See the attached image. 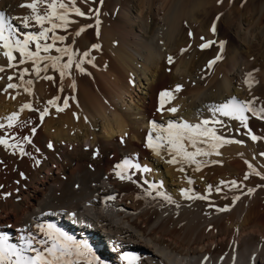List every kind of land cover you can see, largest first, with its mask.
<instances>
[{"label":"bare ground","instance_id":"obj_1","mask_svg":"<svg viewBox=\"0 0 264 264\" xmlns=\"http://www.w3.org/2000/svg\"><path fill=\"white\" fill-rule=\"evenodd\" d=\"M6 1L0 3V11L5 14L12 9ZM147 1L150 21L138 8L137 21L132 18L133 21L129 22L127 18L130 27L126 34L133 44H107V49L102 48L97 61L104 75L111 79L109 82L114 84L113 105L108 110L98 105L93 111L85 112V118L78 123L73 121L75 116L73 120L66 118V121L59 118L61 113L58 114L57 107H63L61 102L67 91L54 88L57 69L49 66L47 71H41L37 76L32 71V61L19 64L21 57L16 51L12 53L16 67L8 68V59L0 46V66L5 68L0 72V118L18 113L17 123L12 128L0 129V135L9 133L17 139L27 135L32 141L23 145L30 153L24 156L13 154L0 145V185H3L0 188V235H5L7 243L17 248L25 247L24 241L32 236L35 238L33 247L43 250L45 245L36 241L47 239L41 226L47 228L51 224L77 243H87L99 264H128L125 256L135 257L134 264H264V169L257 167L245 155L224 154L223 145L210 155L196 157L202 162L199 171L191 163L188 166L168 164L166 161L171 157L163 159L146 146L148 136L161 134L169 121L199 123L214 114V107L227 103L231 98L241 95L242 99H247L244 83H239L242 70L238 69L237 62L242 61L255 44L262 45L264 49V0L247 2L246 19L242 16L235 26V22L226 19L227 16L228 23L217 19L213 0H191L188 6L185 4L186 9L173 7L162 18L158 17L157 9L154 10L155 0ZM182 16L189 17L197 35L207 28L209 37L220 34L224 41L222 55L223 58L227 56L226 59L209 68L212 77L222 73L221 69L225 71L221 87L205 98H201L204 90L199 88L200 75L198 77V72H195L198 69L209 70L201 66H207L220 48L212 45L205 48L206 51L203 49L205 52L188 55L186 59L182 58L183 55L179 58L185 40L182 36L176 40L175 36L181 33L179 21ZM164 21L168 26H164ZM12 23L18 27L17 19ZM214 23L215 32L211 31ZM157 37L163 40V44H158ZM171 55L177 56L178 60ZM169 57L173 58L171 63ZM250 58L248 55L247 59ZM44 63L41 62V67ZM255 65L247 67L260 71L263 77L264 64ZM97 68L95 70L100 73ZM22 69H28L24 79L32 81L31 94L23 88L3 91L9 83L8 76H13V83L19 82L18 73ZM45 76L52 79H44ZM70 77L66 80L71 82ZM184 83L194 86L184 89L183 93H175L177 111L166 110L169 108L167 103L171 101L167 98L161 109L160 93ZM56 97L59 99L55 105L47 104ZM248 99L252 98L249 96ZM25 103H30L32 109L20 111ZM46 106L48 114L41 120L40 112ZM56 115L60 116L56 118ZM0 122L7 123L2 119ZM153 123L160 128L153 129ZM211 126L224 137L233 133L232 137L239 138L242 129L238 123ZM33 127L36 128L35 134L31 132ZM247 128L257 136L263 135L264 121L250 120ZM197 146L208 150V145L199 141ZM126 158L134 164L147 165L151 171L144 173L136 168H125L132 179H119L115 174L119 169L115 166ZM249 164L261 175L251 174ZM181 167L183 171L179 170ZM246 173L249 174L247 179L244 178ZM188 178L192 180L191 184ZM221 181L226 183L221 184ZM232 181L237 182V187L230 186ZM149 183L162 185L159 190L170 195L175 203L155 196V192L152 196L145 195ZM217 187L221 191L217 192ZM249 188L255 190L249 194ZM181 189H191V193L206 195L208 199H187L181 196ZM5 193L9 195L5 196ZM109 196L115 199H107ZM234 196L240 197L235 203L232 200ZM210 204L215 207H209ZM224 207L228 210L217 211ZM108 246L114 248V253ZM25 254L34 255L32 252ZM75 264H87V261L76 260ZM93 264L97 263L93 261Z\"/></svg>","mask_w":264,"mask_h":264},{"label":"snow or ice","instance_id":"obj_2","mask_svg":"<svg viewBox=\"0 0 264 264\" xmlns=\"http://www.w3.org/2000/svg\"><path fill=\"white\" fill-rule=\"evenodd\" d=\"M218 3L221 0H217ZM103 3V0H101ZM21 7H27L31 10L30 15H25L21 18V23L24 28H28L31 22H35L36 25L40 26V31L37 32H27L23 34V38H19L18 29L13 23L12 20L17 18L9 17L5 14V12L0 11V46L4 49L3 55L8 59V68H15L16 65L13 63L15 61V56H13V51L19 52L21 59L19 60V64H24L25 61H32L33 68L32 71L39 76L41 71H47L50 67L54 69H58L61 77H64L67 74V70L73 67L74 61V52L70 47H56L55 41H63L65 39L64 36L56 35L55 30L58 28H66L70 23L69 13L74 12L78 16H84L85 13L82 12L78 7L75 6V0H31L30 3L21 4ZM44 8V11L41 12L40 9ZM98 13V9L90 10ZM218 19V18H217ZM45 23L50 25L49 27H45ZM97 28L99 25V20L96 21ZM85 27H92V25H87L81 27L76 35L79 36L81 32L84 31ZM211 31L215 32L216 27L215 23L213 24ZM49 33H52L51 37H49ZM98 34V33H97ZM191 36L192 33H189ZM51 39L53 43H41V41H48ZM203 40L204 38L201 37ZM31 43H35V51H31L29 49V45ZM215 41H206L205 43L200 44L201 49L208 48L215 44ZM220 52L214 57V59L208 62L207 67L211 68L213 64L223 58V50H224V41H219ZM100 45L93 44L92 48L98 49ZM55 48L57 53H60L58 56L51 55H41V53H48L51 49ZM185 51V50H182ZM67 56V62H61V57ZM88 56V52H84L83 55L79 58V62L75 63V68L80 72H84L85 69L81 66L85 57ZM169 63L172 62V58L169 57ZM46 61L49 63H44L41 67V62ZM91 60H88V63H91ZM5 71L3 66H0V72ZM28 69H22L19 71V82L13 83V76H8L9 83L5 86L3 91L7 92L8 89H16L23 88V90L29 94H31V80L25 81L24 76ZM44 79H52L50 76L43 77ZM254 82L252 79V73H247L245 76L244 83L251 86ZM73 83V87H74ZM181 90V85H176L173 91H163L160 93L161 97V105L160 108L163 109L165 98H174V93H178ZM15 98V97H12ZM59 97L53 98L47 102L48 105H55L56 100ZM256 98L241 101L237 98L233 97L228 100L227 103L220 104L216 108L213 109L215 112L221 113L223 116L231 117L235 120L240 121V123L244 127H248V117L245 113H251L253 116L258 117L260 119H264V106L259 108L254 106V101ZM68 106L67 99L64 100V107ZM24 109H32V105L30 103H25L21 106L20 111ZM169 112H176L177 108L169 107L166 109ZM57 111H63V108L57 107ZM48 114L47 106L43 111L40 112V118L43 120L44 116ZM18 113L13 112L10 115L0 118L7 123L0 122V129L12 128L17 123ZM210 123L212 125L220 124L222 126V121L213 120L209 121L208 119H204L196 124H191L187 121H181L179 123L175 121H169L166 128L162 130L161 134H157L155 137L152 135L148 136L147 139V147L152 149L157 155H160L161 150L165 149L169 156L171 157L166 162L168 164H194L196 166L195 170L199 171L202 162L197 160L198 156H207L210 155L211 152L216 151L221 145L227 143H241L242 141H234L228 138H225L222 135H218L215 127L209 126ZM153 129H156L155 123L152 125ZM32 134H35L36 128L33 127L31 129ZM253 141L259 139L256 135L251 132L247 133ZM13 140L15 142H10ZM185 141L188 142V146H191L195 149V151H189L188 146H186ZM201 144L208 145V150L198 147L197 142ZM30 136H23L22 139H17L13 135L6 133L5 135H0V145H3L5 149L11 150L13 154L19 153V155H30L27 153L24 148V144H31ZM51 147V144L49 145ZM39 151V149H36ZM219 155V152H216ZM264 156V153L260 154ZM213 163H218V161H212ZM2 163V162H0ZM38 163V161H37ZM249 169L251 170V174L261 175L260 172L256 171V169L249 164ZM116 176L121 180H131L132 175L128 174L124 171L125 168H136L141 172L147 173L150 172L151 169L147 166H141L140 164H134L130 159H125L122 163L117 164L115 166ZM183 171L184 169L181 167L179 169ZM23 175V174H21ZM248 173L245 174V179L248 178ZM147 183V182H146ZM188 183L191 184L192 180L188 178ZM221 184H225V181H221ZM231 187H237V182L232 181ZM3 185H0L2 188ZM162 185H156L149 183L148 189L145 192V195L152 196L153 192H155V196L162 198L168 203H175L170 195L167 193L160 191ZM211 186L209 187L210 190ZM255 189L249 188L247 191L251 194ZM216 191L219 192L221 189L219 187L216 188ZM181 196L187 199H204L207 200L208 196H200L195 193H191V189H181ZM191 193V194H190ZM5 196L9 195L8 193L4 194ZM107 199H115L114 196H109ZM239 196H234L232 198L233 203L239 200ZM209 207H215V205L210 204ZM228 208H218L217 211L223 212L227 211ZM41 231H43L44 235L47 239H41L36 241V243L40 245H45L43 250H38L33 247L34 237L29 236L25 241V247L17 248L15 245L8 244L5 235H0V264H75L76 260H86L87 264H93V261H97V258L92 253L91 248L87 243H77L71 236L66 235L61 232L59 229L55 228L54 225L49 224L47 228L41 226ZM50 242V246H49ZM26 252H32L34 255H26ZM75 258V259H73ZM207 259V257L205 258ZM125 260H127L128 264H134L135 257L129 258L125 256Z\"/></svg>","mask_w":264,"mask_h":264},{"label":"rangeland","instance_id":"obj_3","mask_svg":"<svg viewBox=\"0 0 264 264\" xmlns=\"http://www.w3.org/2000/svg\"><path fill=\"white\" fill-rule=\"evenodd\" d=\"M2 1L3 0H0V3ZM161 1H162V6H161ZM173 1H174V3H173ZM252 1L253 0H221V2L218 3L217 0H213V7L215 9L216 17L219 19V21H221L222 23H228L227 20L229 18V20L231 19V21H233V23L235 22V24L233 25V23H231V21H229V23H231L233 26H235V25L238 24V21H240V19H242V16L243 17L245 16V9L248 6V3L250 4V2H252ZM254 1L258 2L259 0H254ZM6 2H9L11 4V7H12L11 10L6 11V14H8L9 17L17 18V21H18V27L17 28L21 30L19 32V38L22 39L24 33H27V32H37L38 33L40 31V26L36 25L34 21L31 22V24H30V26L28 28H24L23 24L21 23V18L23 16H25V15H30L31 14V10L26 8V7H21L20 5L21 4L30 3L31 0H28V1L27 0H25V1L24 0H7ZM65 2H68V0H65ZM183 2H185V0H167V1L166 0L165 1L164 0H155L153 6H154V10L157 9L156 10L157 13L158 12L160 13V15H158V17L162 18V17H166V15L169 13V10H172L173 7L175 9H177V10L186 9L188 4H190L191 0H186L185 3H183ZM166 4H168V5H166ZM172 4H173V6H172ZM185 4H187V6ZM75 6L78 7L82 12H84L85 15L84 16H78L74 12H70L69 13L70 23L67 25V27L66 28H58V29L55 30L56 35H60V36H64L65 37V39L63 41H55L56 47L57 46L58 47H70L73 50L74 54H75L74 55V61H73V67L71 68V72L74 70V72H73L74 74L71 73L70 69H69L67 71V74H69V75L66 74L65 76H67V78L64 77L65 78L64 79V78L61 77V75L59 73V70L57 69L55 71V73H56V76H58V77H56V79H55L57 81L54 80V85H55L54 88L55 89L59 88L60 90L61 89L66 90L67 91L66 92L67 93L66 94L67 97L65 95L64 96V100L67 99V101H68V106L67 107H64V100L61 102V105L63 103V105H62L63 107H61V108H63L64 111H59L58 114L61 113L60 114L61 116L60 115H56V118H58V116H60L59 118H61L64 121H66V118L70 117V119H72L75 116L73 118L74 120L73 119L72 120L75 123L76 122L78 123V122H80L81 119H83L85 114H87L85 112L93 111V109H96L98 107V105L103 106L105 110H108V108H110L113 105V99H112V97H113V86L112 85H114V84L109 82V81H111V79L104 75V73L102 72L101 66L97 62L98 58L100 57V54H102V52H101L102 48L104 47V48L107 49V47H106L107 44H112V46H117V45L120 46V45H123V44H133L132 40L127 36L126 30H127V28L130 27V23L129 22H132L133 20L137 21V19L135 18L136 14L138 12L137 8L138 9H142V11H141L142 15L145 14L143 17H145L146 20L150 21L151 17H150V10H147L148 9V7H147L148 6V1L147 0H103V3H101V0H75ZM159 8H160V10H159ZM96 9L99 10L98 13L95 12V11H90V10H96ZM40 11L43 12L44 8H41ZM163 11H165V12H163ZM228 12L231 13V14H228ZM229 15H230L231 18L229 17ZM226 16H227V18H226ZM182 17L183 18H181L180 21H179L181 33L179 34V36L178 35L175 36L176 40L177 39L180 40V36H182V38H184V40H185V43L183 44L185 46H183V48H181V50H185V51L181 52V51L177 50V52H181V54H179L180 56H178L179 58L182 57V55H183L182 58L186 59V56L188 57V55L190 56V55H194V54H197V53H200V52H205L207 49H209L211 47V46L208 47L206 50L204 49L205 50L204 51L203 49H201L199 47L200 43L202 41H203L202 43H205L206 41H209V40L215 41L217 43H215L213 45L219 47V43L218 42L219 41H223V39H222L220 34H217L214 38H211V37L208 36L209 33L206 34L208 31H206L207 28H205L206 32L203 31V32H201V33H199L197 35L196 32L194 31L195 29H193V27H191V23H190L189 17H186V16H182ZM127 18H128V20H130L129 22H128ZM132 18H133V20H132ZM184 18H186V19H184ZM97 19L99 20L98 28H97V24H96ZM244 19H246V16L244 17ZM164 22H165L164 26H168L167 21H164ZM166 23H167V25H166ZM87 25H92V27H85L84 31L81 32V34L79 36H77L76 32L81 27L87 26ZM49 26L50 25L45 23V27H49ZM182 31H184V32H182ZM189 33H192V35L190 36ZM51 35H52V33H49V37H51ZM201 37H203L204 39L202 40ZM157 38H158V44H163L161 42L163 40H160L159 37H157ZM45 42L53 43V41L51 39H49L48 41H41V43H45ZM93 44H98V45H100L101 48L99 47L98 49H94V48H92ZM255 45H258V46L256 47ZM255 45L251 49H249L248 52H246V54L243 56L244 58H246V56L248 58V55H249V57H252V58H250V59H247V58L244 59L243 58L242 61H240L241 59L238 60L237 66H238L239 70H242L240 72L242 77L241 76L239 77L240 78L239 83L241 85H243L242 83H244L245 76H246L247 73L254 74V75H252V79L254 80V82L251 84V86H249L248 84L244 83V88L243 89H245L247 91L246 93H247L248 97L250 96V98H252V99L256 98L255 101H254V103H255L254 105H256V107L258 108L259 106L261 107V106L264 105V96H263L264 92H262V91H264L263 88H262V87H264L262 85V84H264V82H263L264 81V76L262 77L263 74L261 75V72L258 71V70L255 71L253 69L254 70L253 71L252 69H250V70H252V71H250L248 67L254 66V64L257 65L258 63L260 65L264 64V61H263L264 60V57H263V50L264 49H263L262 45H259V44H255ZM196 46L199 48V50L197 49ZM180 47H182V45L179 46V48ZM29 49L31 51H35V43H31L29 45ZM54 49L55 48L51 49L48 53H43L42 52L41 55H48V54L49 55L52 54L51 56L60 55V53H57ZM84 52H88V56L85 57V61L81 65L85 69V71L84 72H80L78 69L75 68V63L79 62V58L83 55ZM174 52H176V50ZM172 55H171V57H173L174 59L178 60L177 56L175 57V56H172ZM174 55H178V53H175ZM226 57L227 56H225V58H222V59L225 60ZM259 58H261V59H259ZM88 60H91L92 62L88 63ZM255 60H256V62H255ZM223 61H221V62H223ZM43 62H46V61H43ZM61 62L62 63L63 62H67V56H62L61 57ZM253 62H255V63H253ZM46 63H50V62H46ZM250 63H252V64H250ZM241 64H245V65H243L244 67L243 66L240 67ZM93 65H94L95 68L92 67ZM96 67H98L97 70L98 71L100 70V73H98L95 70ZM201 67L202 68L204 67L205 69H209V67H207V66H203L202 65ZM91 69L92 70L94 69L93 72H92ZM243 69H246V70H244V72H243ZM198 70H200V69H198ZM198 70H196V72H195V73L198 72V77L200 75L198 86H199V88L201 87L200 89L204 90V92L202 94L203 96L201 95L202 96L201 98H205V97L210 96V93L214 92V89H217L218 87H221L222 80H223L222 78H223V75H224L223 72L225 73V71L223 69H221L222 71L221 70L220 71L222 73L219 72V75L217 74L214 77H212V75L210 73L211 69H209L210 71L209 70H204V69H202L200 71H198ZM88 72H91L92 74L88 73ZM75 75H76V77H75ZM83 75H84V77H82ZM51 76H53V75H51ZM69 76H72V77H70L71 78L70 79L71 82L66 80V79H69L68 78ZM77 76H78L79 79H77ZM81 78H83V79H81ZM80 79H81V81L83 80V82H81ZM96 79H98L97 81H99V82H97ZM77 80H79V81H77ZM101 80H103V81L100 83ZM43 81L45 82V80H43ZM72 81H73L74 85L76 86V87L74 86V89H73V85H71ZM84 82H86L87 84L84 83ZM68 83H70V85H69L70 87L68 86ZM82 84H85V85H82ZM58 85H61L62 87L61 86L58 87ZM177 85H179V84H177ZM64 86L68 87V89L66 87H64ZM83 86H85V87H83ZM90 86H91L92 89L90 88ZM181 86H182L181 87V91H179L178 93H180V92L183 93L184 89L187 90L189 88V86L193 87L194 85L189 84V83L187 85V83L186 84L184 83ZM81 87H82V89H81ZM175 87H176V85L175 86H171L170 91H173L175 89ZM85 89H87V90H85ZM93 89H94L95 92L93 91ZM97 89L100 90L101 93H98L99 91ZM68 90H69V92H68ZM89 90L92 93H90ZM260 91H261V93H260ZM77 92H79V93H77ZM93 93H94V95H93ZM75 94H76V96H75ZM184 94H185L184 96H187L186 93H184ZM174 97H175V93H174ZM248 97H247V99H244V98L242 99V97L240 95V96L235 97V98H238V100H241V101H247V100H250V99H248ZM167 99H168V101H170V100L172 101V103H171V101L168 102L167 106L175 107L176 100L174 98H171V99L167 98ZM170 105H172V106H170ZM71 106H72V108H71ZM74 111H76V112H74ZM73 113H75V114H73ZM67 114H69V115L67 116ZM80 114H82V115H80ZM214 115H215V117L213 118ZM245 115L248 117V121H249L248 124L250 123V120L251 121L253 119L255 121L256 120H260V118L254 117L251 113H247L246 112ZM211 116H207V118L209 117L208 120L210 122L213 121L214 119H216V120L222 121V126L238 123L242 127L241 132L239 133V138H236L234 136L232 137L233 133L231 135H229V136H225V138L227 137L230 140H234V141H239L240 140L242 142L241 143L233 142V144L232 143L223 144L222 148L224 147L223 151H225L223 153L227 154V155H233L234 154V156H237V157L245 155L246 157L251 158L252 161L256 164L257 167H260V168L264 169V156L260 155L261 153H264V137H263L264 134L263 135L259 134V136H257L256 135L257 133L254 134L253 132H251L249 130V128L244 127L240 123V121L235 120V119H233L231 117L223 116L219 112H214V114H212ZM262 120L264 121V119H262ZM194 124H196V123H194ZM211 125H209V126H211ZM219 125L220 124H216V126H219ZM213 126H215V125H213ZM157 128H160V127H157ZM158 132L159 133L161 132L160 129H159ZM248 132H251L252 134L256 135L257 137H259V139H257L256 141H253L251 139V137L247 134ZM185 144H186V146H188V142L187 141H185ZM227 145L228 146L230 145V146L228 147ZM230 147L233 148V149H230ZM227 148H228V150H227ZM191 149L194 150V148H192L191 146H188V150L189 151H193ZM161 153H160V157L162 156L161 158H163V159H166V158L168 159L170 157L168 152L165 149H162ZM259 162H261V163H259ZM184 165H186V164H184ZM188 165L189 164H187V166ZM95 262L97 263V261H95Z\"/></svg>","mask_w":264,"mask_h":264}]
</instances>
